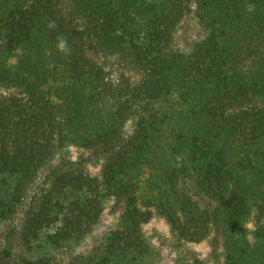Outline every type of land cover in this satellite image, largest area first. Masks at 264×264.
<instances>
[{
	"label": "trees",
	"instance_id": "16d2710c",
	"mask_svg": "<svg viewBox=\"0 0 264 264\" xmlns=\"http://www.w3.org/2000/svg\"><path fill=\"white\" fill-rule=\"evenodd\" d=\"M163 248L264 264V0H0V264Z\"/></svg>",
	"mask_w": 264,
	"mask_h": 264
},
{
	"label": "rangeland",
	"instance_id": "374dc122",
	"mask_svg": "<svg viewBox=\"0 0 264 264\" xmlns=\"http://www.w3.org/2000/svg\"><path fill=\"white\" fill-rule=\"evenodd\" d=\"M152 229H155L156 233L163 234L166 236L165 230L160 224H158V223L152 224L151 226H149L147 228V231L148 232L150 231V233H151ZM150 236H152V235H150ZM153 244L155 246L158 245L156 240H153ZM193 251L197 254V256H199L201 258H206L208 256V250L205 246L201 245V246L194 247ZM160 254H161L162 264H174V257L175 256L168 249H166V248L161 249Z\"/></svg>",
	"mask_w": 264,
	"mask_h": 264
},
{
	"label": "clouds",
	"instance_id": "9594fccd",
	"mask_svg": "<svg viewBox=\"0 0 264 264\" xmlns=\"http://www.w3.org/2000/svg\"><path fill=\"white\" fill-rule=\"evenodd\" d=\"M47 27L49 29L57 28V24L55 20H49L47 22ZM56 48H57V51H59L60 53L66 54L70 51L68 40L63 35H60L57 37Z\"/></svg>",
	"mask_w": 264,
	"mask_h": 264
}]
</instances>
